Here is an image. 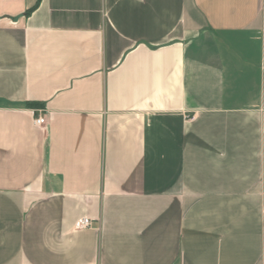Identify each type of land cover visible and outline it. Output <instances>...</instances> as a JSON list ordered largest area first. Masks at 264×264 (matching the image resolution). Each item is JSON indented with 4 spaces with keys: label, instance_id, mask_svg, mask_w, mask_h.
Wrapping results in <instances>:
<instances>
[{
    "label": "crops",
    "instance_id": "obj_1",
    "mask_svg": "<svg viewBox=\"0 0 264 264\" xmlns=\"http://www.w3.org/2000/svg\"><path fill=\"white\" fill-rule=\"evenodd\" d=\"M0 264H264V0H0Z\"/></svg>",
    "mask_w": 264,
    "mask_h": 264
},
{
    "label": "built area",
    "instance_id": "obj_2",
    "mask_svg": "<svg viewBox=\"0 0 264 264\" xmlns=\"http://www.w3.org/2000/svg\"><path fill=\"white\" fill-rule=\"evenodd\" d=\"M40 115L34 120L36 126L42 127L47 125L46 117L43 116V110L39 109ZM92 226V220L89 218H83L76 222V230H84Z\"/></svg>",
    "mask_w": 264,
    "mask_h": 264
},
{
    "label": "trees",
    "instance_id": "obj_3",
    "mask_svg": "<svg viewBox=\"0 0 264 264\" xmlns=\"http://www.w3.org/2000/svg\"><path fill=\"white\" fill-rule=\"evenodd\" d=\"M28 106L31 107V108H35V109L41 107V105L38 104V103H29Z\"/></svg>",
    "mask_w": 264,
    "mask_h": 264
}]
</instances>
